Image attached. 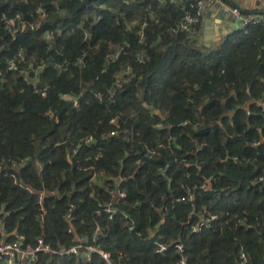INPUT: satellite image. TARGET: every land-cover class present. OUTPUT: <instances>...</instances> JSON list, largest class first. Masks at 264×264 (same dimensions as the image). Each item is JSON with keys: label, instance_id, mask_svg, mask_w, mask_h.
<instances>
[{"label": "trees", "instance_id": "obj_1", "mask_svg": "<svg viewBox=\"0 0 264 264\" xmlns=\"http://www.w3.org/2000/svg\"><path fill=\"white\" fill-rule=\"evenodd\" d=\"M193 1L0 0V67L22 50L21 68L47 62L37 86L48 85L42 96L18 71L0 78V243L44 236L58 250L99 233L116 264H178L176 242L188 264H264V22L207 48L170 32ZM40 4L47 15L33 28ZM17 15L26 26L14 32ZM113 44L127 46L114 60ZM118 186L127 196L112 216L104 207ZM189 187L193 200H178ZM208 211L218 219L191 229L190 216ZM160 242L170 249L156 253ZM37 264L108 263L41 253Z\"/></svg>", "mask_w": 264, "mask_h": 264}, {"label": "built area", "instance_id": "obj_2", "mask_svg": "<svg viewBox=\"0 0 264 264\" xmlns=\"http://www.w3.org/2000/svg\"><path fill=\"white\" fill-rule=\"evenodd\" d=\"M171 3L177 2V0H169ZM221 0H194L190 5L188 10L186 11V14L183 19L177 21L173 27L171 28L170 32L178 33V32H187L192 37H199L201 33V24H202V17L204 14V11L206 8H208L213 3H220ZM226 8L228 10V14L232 17L233 20L240 22L241 27L248 29L250 25L253 24H259L264 22L263 14H259L256 16L247 15L243 12V9L240 6L237 5H226ZM46 9L43 7L42 4L38 5L37 11L33 12L31 16L33 17L32 27L40 26L41 21L43 18L46 17ZM36 13V14H35ZM153 19L158 21L156 18L155 13H150ZM21 16L17 15L15 19L10 20L7 24L8 28L11 31H17L20 28H24L26 25L25 23L20 24ZM19 21V24H18ZM145 25H143L144 28ZM87 34V33H86ZM141 37H144V31L141 29L140 31ZM56 39V35L52 32L46 33V40L51 43L54 42ZM127 47L125 44H113L112 48L115 50V53L111 56L112 59L118 58L120 53L124 50V48ZM84 56V54H83ZM24 58L23 51L20 50V52L15 55V57L10 60L7 63V69H2L0 67V78H3L7 75L8 71H18L20 75L23 77L25 81H27L28 84L34 85L35 91L42 96H46L48 93V85H44L43 87H38L37 84L40 82L42 71L45 69L47 62L42 61L38 63L37 65L29 64L28 68H21L20 67V60ZM139 58L141 60L144 59L143 55H140ZM66 60L61 65H58L60 68L66 67ZM80 62H83V57L80 60ZM125 73H130L132 71V67L128 66L125 68ZM101 99V97H100ZM71 100L73 101V104L75 106L78 105V98L72 97ZM189 121H184L182 124L186 125ZM111 123L117 124L118 123V117H113L111 119ZM116 134V130H111L108 136H112ZM86 144H92L94 143L95 139L92 134H89L85 138ZM164 146L161 142H157V144L154 147H146V151L144 156L146 158L152 157L155 155L160 147ZM75 152H77V149H75ZM102 156V153H99L96 156V159ZM237 158V157H236ZM27 162L26 158H20L19 165H25ZM2 166H0V174L2 173ZM83 170L85 171H92L93 180L98 179V174L96 171L95 164H88L83 167ZM5 175H9V173H5ZM115 179H118L119 183L124 182L126 179L123 176H115ZM261 180H264V177H261ZM210 180H205L203 183L199 185L201 188L208 187ZM195 187H198V185H195ZM115 199L112 202H109L105 205L104 211L108 214H111L112 216L119 215L120 210L116 206V204L123 198L127 196L126 191L123 189H120L119 186L116 190H113ZM51 193H54L51 191ZM41 196V219H44L45 215V207L43 204V198H44V191L40 193ZM194 193L192 192V188L189 187L186 190V193L178 198V200L184 201V200H193ZM3 212V208L0 205V213ZM208 215V216H207ZM205 215L204 213H198L194 212L190 216V219L197 218L196 221H191L190 228L194 231H201L204 228L210 227V224L212 221H215L218 219V217L211 212L208 211V214ZM128 217V215H126ZM208 220H211L210 222ZM133 226H129V229H132ZM71 232L72 230L69 229ZM99 233L95 234V238H93V241L90 242L88 239H86L83 236L77 235L76 241L74 244H72L69 247H62L60 249H53L49 244L45 242L44 236H41L38 238L36 244H25L24 240L25 237L23 235L18 234L17 239L14 241H8L4 240L0 243V264H37L39 262V256L41 253H48L50 256L53 255H62V256H77L82 255L86 258H90L93 253L100 254L108 264H116V261L114 260L113 256L110 252L103 250L100 248L96 243L98 240ZM175 249L178 251V254L180 255V260L178 264H188L189 258L186 253V248L184 246L183 242H176L174 244ZM168 249H170V245L164 242H160L157 244L156 253H164Z\"/></svg>", "mask_w": 264, "mask_h": 264}, {"label": "crops", "instance_id": "obj_3", "mask_svg": "<svg viewBox=\"0 0 264 264\" xmlns=\"http://www.w3.org/2000/svg\"><path fill=\"white\" fill-rule=\"evenodd\" d=\"M226 5L240 6L245 14L251 16L259 15L264 10V0H221L218 5L211 4L204 11L199 36L201 43L207 48L217 47L226 36L241 27L240 22L233 20L227 13ZM242 260L247 262L244 252Z\"/></svg>", "mask_w": 264, "mask_h": 264}, {"label": "water", "instance_id": "obj_4", "mask_svg": "<svg viewBox=\"0 0 264 264\" xmlns=\"http://www.w3.org/2000/svg\"><path fill=\"white\" fill-rule=\"evenodd\" d=\"M219 3H217V5H218Z\"/></svg>", "mask_w": 264, "mask_h": 264}]
</instances>
